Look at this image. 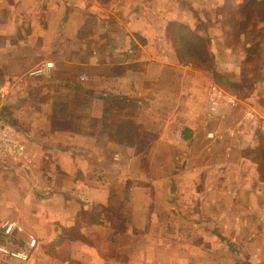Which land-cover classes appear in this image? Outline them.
I'll return each mask as SVG.
<instances>
[{
    "label": "crops",
    "instance_id": "crops-1",
    "mask_svg": "<svg viewBox=\"0 0 264 264\" xmlns=\"http://www.w3.org/2000/svg\"><path fill=\"white\" fill-rule=\"evenodd\" d=\"M203 12L187 0H0V116L32 162H0V228H23L17 246L0 232V247L28 252H0V264H264V115L181 76L195 65L168 36ZM168 69L173 109L160 108ZM214 85L237 103L210 116Z\"/></svg>",
    "mask_w": 264,
    "mask_h": 264
},
{
    "label": "rangeland",
    "instance_id": "rangeland-1",
    "mask_svg": "<svg viewBox=\"0 0 264 264\" xmlns=\"http://www.w3.org/2000/svg\"><path fill=\"white\" fill-rule=\"evenodd\" d=\"M187 1H194L198 10L204 11L197 14L198 18L199 15L203 17L199 21H188V28L198 35V40L212 56L215 69L202 70L195 62L184 58L183 65L195 66L191 65L193 69H182L181 76L185 77L186 72L197 75L201 77V86L216 82L243 101L256 104L258 112L264 115V0H221L222 4L216 0L213 9L210 1L208 6L205 0ZM177 28L173 27L174 30ZM174 76H179L178 70L168 69L164 73L165 87L162 89L160 108L178 107L172 101L174 88L170 82ZM12 220L7 219V222ZM3 231L1 227V236ZM21 241L20 236L7 240L15 246Z\"/></svg>",
    "mask_w": 264,
    "mask_h": 264
},
{
    "label": "built area",
    "instance_id": "built-area-1",
    "mask_svg": "<svg viewBox=\"0 0 264 264\" xmlns=\"http://www.w3.org/2000/svg\"><path fill=\"white\" fill-rule=\"evenodd\" d=\"M54 68L52 63H47L42 65L33 71H31V77H42L50 72ZM225 90L221 87L214 85L211 88L210 94V109L209 115L212 116L216 113L219 102L222 98L228 99L230 104L235 105L237 100L232 98L231 96H225ZM209 137H213V135H209ZM28 140L21 133L20 130H17L13 125L8 123L4 118L0 116V162L6 164H20L22 165H30L31 159L28 156ZM3 234L8 238H12L16 233L23 232V228L18 225L16 222L10 221L3 225ZM29 242L27 245L28 249H34L37 247L38 241L35 236L30 235ZM0 252H4L10 254V256L15 259H19L25 261L28 258V252L26 251V247L23 251H9L4 247H0Z\"/></svg>",
    "mask_w": 264,
    "mask_h": 264
},
{
    "label": "trees",
    "instance_id": "trees-1",
    "mask_svg": "<svg viewBox=\"0 0 264 264\" xmlns=\"http://www.w3.org/2000/svg\"><path fill=\"white\" fill-rule=\"evenodd\" d=\"M178 26L177 30L173 27ZM168 36L174 46L178 47L180 58H189L197 66L205 71H212L215 67L212 56L206 50V47L198 40V36L193 33L187 25L181 23H170L168 26ZM111 123L105 121L104 125L109 126Z\"/></svg>",
    "mask_w": 264,
    "mask_h": 264
}]
</instances>
